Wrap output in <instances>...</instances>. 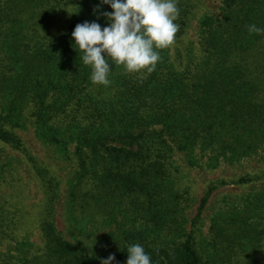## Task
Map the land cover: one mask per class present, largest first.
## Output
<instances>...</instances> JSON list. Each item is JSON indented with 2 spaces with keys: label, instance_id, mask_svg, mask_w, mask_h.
Returning a JSON list of instances; mask_svg holds the SVG:
<instances>
[{
  "label": "trees",
  "instance_id": "16d2710c",
  "mask_svg": "<svg viewBox=\"0 0 264 264\" xmlns=\"http://www.w3.org/2000/svg\"><path fill=\"white\" fill-rule=\"evenodd\" d=\"M68 1L0 0V152L2 146L20 152L37 175L47 177L15 133L29 108L37 139L67 156L73 147L75 189L86 184L91 197L128 198L131 207L144 208V219L131 230L122 222L103 246L77 250L59 237L48 211L41 223L46 249L38 256L19 241L18 222L0 207V245L15 244L18 253L0 251V264H101L110 255L112 264H126L132 244L142 245L152 264H237L240 254L258 256L264 232L243 217L234 228L215 224L206 252V240H199L195 229L199 214L182 240L156 239L170 220L160 213L169 205L162 198L182 197L173 187L177 153L191 167L204 161L217 169L264 148V32L248 31L250 25L264 29V0H222L218 14L200 21L195 49L172 56L169 48L157 49L160 60L150 74H129L109 57L107 87L92 83L91 68L71 34L86 21L106 27L103 13L112 9L100 0ZM70 5L75 10L62 34L44 37L36 28L43 17ZM177 7L179 40L187 34L195 3L178 0ZM8 172L0 156V182ZM251 181L248 175L234 184ZM228 185L212 183L208 191ZM254 199L264 209V198ZM255 210L262 211L250 204L244 214Z\"/></svg>",
  "mask_w": 264,
  "mask_h": 264
},
{
  "label": "rangeland",
  "instance_id": "374dc122",
  "mask_svg": "<svg viewBox=\"0 0 264 264\" xmlns=\"http://www.w3.org/2000/svg\"><path fill=\"white\" fill-rule=\"evenodd\" d=\"M4 1V0H2ZM72 1H68L70 4ZM195 11L187 30V34L181 39H174V43L168 47L171 56L176 51L185 55L191 48L195 49L197 43L199 23L208 13L218 14L222 0H193ZM75 7L70 5L62 10H56L36 26L46 38L58 37L67 27L68 21L73 17ZM29 23L28 16L23 18ZM23 127L15 130L16 135L22 140L28 152L37 160L39 166L45 170L47 177L43 179L37 175L30 164H27L25 156L9 147L2 146L0 156L4 164L8 165V173L0 182V207L6 213L12 214L16 223L15 231L20 242H26L32 246L31 252L40 256L45 253L46 243L41 232V223L49 211L60 238L77 250H85L103 246L104 237L116 234L121 230L120 224L124 222V228L128 230L140 228L143 222V207L133 203L128 198L107 196L106 198L91 197L92 188L89 185L77 187L72 184L77 171L76 160L73 157V147L70 154L60 152L37 139L35 125L28 108ZM175 168L173 173L174 189L182 194L180 198H162L168 202V208L161 215L170 220L159 239L156 241L182 240L185 233L191 230V223L199 214L195 229L199 240L205 241L204 251L209 248L207 243L214 236V225L234 228L241 223L243 217L247 223L264 232L263 204L257 199L264 198V148L251 158L245 159L235 165H221L217 169L207 167L203 162L196 167L186 163L182 154L174 156ZM251 176L252 181L244 184H234L246 176ZM261 178V179H258ZM53 180L51 185L47 184ZM227 182L229 185L208 191L212 183ZM209 192V193H208ZM209 194L206 204L200 210L201 202L205 194ZM99 199L100 202L95 200ZM171 203V204H170ZM127 204V206H126ZM250 204L258 205L259 210L252 214H244ZM250 212L253 210L251 206ZM157 215V210L153 212ZM263 218V219H262ZM177 221L178 223L174 222ZM172 222H174L172 224ZM144 224V223H143ZM260 246L262 249L258 256L252 254H240L235 258L237 264H264V233ZM1 252H11L17 256L14 250L15 244L2 242Z\"/></svg>",
  "mask_w": 264,
  "mask_h": 264
},
{
  "label": "clouds",
  "instance_id": "9594fccd",
  "mask_svg": "<svg viewBox=\"0 0 264 264\" xmlns=\"http://www.w3.org/2000/svg\"><path fill=\"white\" fill-rule=\"evenodd\" d=\"M178 0H100L112 11L104 12L107 26L97 22L77 24L72 32L74 45L82 55V61L90 66L92 83L105 87L111 84L109 74L112 62L123 66L129 74L151 73L160 60L157 49H165L174 43L179 17ZM249 33L259 34L264 29L250 25ZM126 264H152L151 257L140 244L127 249ZM110 255L101 264H112Z\"/></svg>",
  "mask_w": 264,
  "mask_h": 264
}]
</instances>
